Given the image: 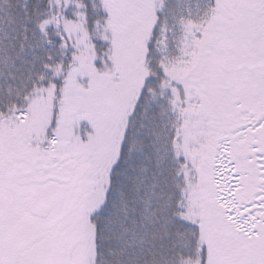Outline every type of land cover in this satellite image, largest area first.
I'll use <instances>...</instances> for the list:
<instances>
[{
    "label": "snow or ice",
    "instance_id": "obj_1",
    "mask_svg": "<svg viewBox=\"0 0 264 264\" xmlns=\"http://www.w3.org/2000/svg\"><path fill=\"white\" fill-rule=\"evenodd\" d=\"M0 264H264V0H0Z\"/></svg>",
    "mask_w": 264,
    "mask_h": 264
}]
</instances>
